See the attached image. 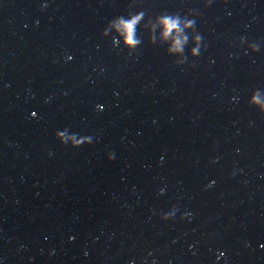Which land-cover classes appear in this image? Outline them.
<instances>
[{
  "label": "water",
  "instance_id": "1",
  "mask_svg": "<svg viewBox=\"0 0 264 264\" xmlns=\"http://www.w3.org/2000/svg\"><path fill=\"white\" fill-rule=\"evenodd\" d=\"M133 40L0 125V264H264V0Z\"/></svg>",
  "mask_w": 264,
  "mask_h": 264
},
{
  "label": "clouds",
  "instance_id": "2",
  "mask_svg": "<svg viewBox=\"0 0 264 264\" xmlns=\"http://www.w3.org/2000/svg\"><path fill=\"white\" fill-rule=\"evenodd\" d=\"M138 19L139 18L137 17V18H134V19L127 21V22H124V21L120 22V26L124 30L126 39L129 42H134L133 33H134V28H135V25H136ZM161 23L164 27V36L165 37H167L169 35V33L177 27L176 21L168 19V18H165L164 20H162ZM181 43H182V41L177 40L174 44V49L179 50V46ZM108 158L112 159V156L110 155ZM161 219L162 220H168L169 217L167 215H164V216H161Z\"/></svg>",
  "mask_w": 264,
  "mask_h": 264
}]
</instances>
